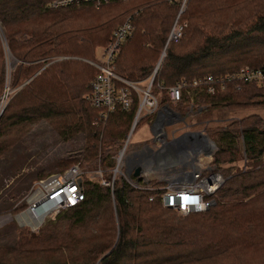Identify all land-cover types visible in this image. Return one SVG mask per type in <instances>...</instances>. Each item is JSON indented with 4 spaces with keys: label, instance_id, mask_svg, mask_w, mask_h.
Returning <instances> with one entry per match:
<instances>
[{
    "label": "trees",
    "instance_id": "16d2710c",
    "mask_svg": "<svg viewBox=\"0 0 264 264\" xmlns=\"http://www.w3.org/2000/svg\"><path fill=\"white\" fill-rule=\"evenodd\" d=\"M50 1L0 0V91L3 45L27 61L13 72L12 85L21 86L0 114V155L36 127L64 139L82 133L84 143L79 153L59 155L49 164L54 152L36 142L37 152L45 153L26 156L35 158L37 166L11 189L22 193L21 202L9 207V201L0 213L26 207L22 198L33 182L53 172L46 166L55 164L59 171L74 161L113 165L116 153L107 163V150L129 131L137 100L129 110L101 118L99 108L84 96L97 68L79 57L93 54L94 59L95 47L109 41L112 27L127 14H133L134 29L115 55L116 72L132 80L148 76L160 54L152 83L155 92H165L160 102L170 103L166 88L182 79L234 73L243 65L264 67V0H187L179 18L185 23L182 34L167 43L178 0H110L97 7L85 2L52 7ZM194 91L205 115L212 108L264 103V81L228 80L213 93ZM189 99L176 103L180 115ZM41 120L51 127L42 129ZM206 132L218 146L211 164L224 177L207 197V207L181 213L162 204L161 188L131 186L118 178L110 189L98 178L82 177L83 199L41 224L35 235L20 227L13 247L0 246V264H27L30 254L49 251L67 256L34 258L29 264H264V118L253 113ZM224 136L234 140L224 141ZM239 158L244 165H223Z\"/></svg>",
    "mask_w": 264,
    "mask_h": 264
},
{
    "label": "built area",
    "instance_id": "2783aa9c",
    "mask_svg": "<svg viewBox=\"0 0 264 264\" xmlns=\"http://www.w3.org/2000/svg\"><path fill=\"white\" fill-rule=\"evenodd\" d=\"M110 0H52L50 5L66 6L79 3H91L100 6ZM179 6L172 25L168 31L166 43L180 38L184 22L180 21V15L185 8L187 0H178ZM134 29L132 21L128 18L118 24L112 31L109 41L103 46L101 55L88 60L97 67L93 78L89 82V90L85 93L87 100L99 108L101 118H106L110 112L117 109L129 110L137 96V106L133 121L125 139L114 155L113 165L106 176L102 169L98 170L101 184L113 189L115 180L124 179L129 185L136 187L161 188V202L164 206L174 207L181 213H186L194 206L207 207L210 201L207 197L213 194L223 182L222 173L210 164L204 165L203 149L206 145L199 139L188 137L184 141L178 140L173 147L167 148L169 140L165 128L166 121L174 117L175 111L169 105L161 103L152 91V83L158 64L152 72L143 80H132L116 72L114 58L118 48L126 37L130 36ZM164 51L161 52L163 55ZM228 80H240L241 82L264 81V67L241 66L234 73L220 75L207 74L196 77L188 82L182 79L175 84L167 86L169 101L176 103L184 97L183 92L193 88H201L208 93L216 91L217 86L223 87ZM147 81V82H146ZM144 82V83H143ZM189 106L193 101L189 96ZM156 113V114H155ZM155 114L151 121L154 130L153 137L148 141L140 142L129 149L130 137L137 121L144 116ZM168 162L170 169L165 177L166 183L152 186L148 181L137 178L146 174L145 169L149 162ZM139 169L138 174L134 170ZM82 172L79 163H73L66 169L50 172L33 182L24 196L26 207L23 209L27 217L26 222L34 229L45 221L46 218H54L63 208L75 205L84 197ZM140 179L134 181L133 177ZM82 182V181H81ZM150 183V184H149ZM152 195L149 196L152 199Z\"/></svg>",
    "mask_w": 264,
    "mask_h": 264
},
{
    "label": "rangeland",
    "instance_id": "374dc122",
    "mask_svg": "<svg viewBox=\"0 0 264 264\" xmlns=\"http://www.w3.org/2000/svg\"><path fill=\"white\" fill-rule=\"evenodd\" d=\"M104 4H106V3H104ZM185 6H186V4H185ZM177 10L173 9V14L175 12L177 13ZM134 14L137 15V12H135ZM131 16H133L132 13L127 14L123 20L116 22L115 25L112 27L110 33H112V31L115 29V27L118 24L124 22L126 19L129 18L131 20ZM2 33H3V28L0 24V35H1V37L3 35ZM103 46H104V43L102 45L99 44L95 47V50H94L95 57L98 55H101ZM3 47H4V53H5V58H4V61H5V69H4L5 79H4V82L2 83V87H1V91H0V112L3 111L4 106L7 103V99L11 95H13L15 93V91L21 86L20 82H17L15 85L14 84L12 85L11 76H12L13 72L15 71V69H17V67H20V65L27 64V61L19 59L18 57L11 54L9 52L6 44H4ZM161 51H164V53H165V47H162L160 49V52ZM75 56L78 57L80 55L75 54ZM92 56H93V54H92ZM92 56H88V57L83 56V57H79V58H81L86 63H88V67L91 68V65H89L90 63L88 62V60L92 59L91 58ZM62 57H64V56H62ZM55 58L57 59V57H55ZM160 58H161L160 54L155 57L154 67L157 65L158 60ZM154 67H153V69H154ZM144 78H146V76L139 78V79H136V80H143ZM89 81H91V80H88V88H89ZM165 86H167V85H165ZM88 88H87V90H88ZM87 90H86V92H87ZM152 91L158 97L159 100L161 99V96L163 95V93H165V92H161V91L155 92V90L153 88H152ZM196 92L197 91L192 92V89H191L190 93H188L187 91H184L183 95H184V97H188L191 94H196ZM85 93H84V95H85ZM134 100H135V98H134ZM192 100H193V102H191L192 105L189 106V108L184 107V109H186V112L184 114H181V115L179 113V110L177 109L176 103H178V102L172 103L173 107L175 109H177L179 114L172 117L169 120L170 124L166 125V127H165L169 135H170V132L171 133L174 132L175 134H181L185 131H196V130L204 131L205 133H207L206 128L210 129V128L219 127L225 123H229L230 121H232L233 118L234 119H240L242 117H245V116L253 114V113L258 114L264 118V103L263 104H257V105H251V106H247V107H239L236 109H226V108H219V107L212 108V109H209L207 112V115H205L203 112L205 109H203V111H202L203 114L200 112L202 106L198 100H195V96ZM184 103H186L185 104L186 106L188 105V102H186V100L184 101ZM117 110L118 111H127V110H121V109H117ZM41 121L43 122L44 120H41ZM41 121H39L38 124H40ZM150 123L151 122H150V119L148 120V116H144L137 121L135 127L133 128L132 135L130 137V143L131 144H129V149H133V147L140 142L150 140V138L153 136V132H152L151 127H150ZM36 125L37 124L34 125V128L36 127ZM48 126L51 127L49 124L47 125V123L44 121L41 127H42V129H44L45 127L48 128ZM36 130H37V127L35 129L31 130L22 139L18 140L13 145H11L9 148H7L2 153V155H0V209L3 205L7 206V203L9 201L12 202L11 206H9V207H14L19 202H21V200L18 202V199L20 198L22 193H18L19 190L12 191L11 189L16 184H22L25 180L23 177L26 176L27 173L31 169H33L34 167L37 166L35 158H31V157L29 159L26 158V156H29L30 152H33V151H36L33 153H35L36 154L35 156H37V153H38L37 150H39V147H37L35 145L36 142H39L40 146L43 147V149L46 148V149H49V150L54 152L53 158L48 162L49 164H52L54 162V159H56L59 155H62V156L63 155H74L76 153H79L81 151V148L83 147L84 139L82 138V136H83L82 133H78L77 135L75 134V135L71 136V138L69 137L68 139H64V136L59 135V134L56 135L51 130H49L48 132H46L44 130H37V131ZM52 130H54V129L52 128ZM125 137H126V134L123 137L119 138L118 144L116 143V144H113L109 147V149L107 150V153H108L107 163L112 162L111 159H112L113 155L118 150V147L121 146V143L125 139ZM222 138L224 141H227V142L234 140V138L232 136H224ZM211 139L214 140L213 138H211ZM214 142H215V140H214ZM217 147L218 146L215 142V145H213L211 147V149L212 148L217 149ZM40 151L41 152L38 153V157L42 156L45 153V150H40ZM50 155L52 156V152ZM38 157H37V159H38ZM202 158L203 159H201V160H202L204 165L210 163V161H211V156H209V155H207L206 157H202ZM42 159H43V157H42ZM39 161H40V159H39ZM212 161H213V159H212ZM73 163H79L81 170H83V172H82L83 178L89 177V178L94 179V180H97V178L99 179L98 170L101 168L103 169L102 170L103 174L107 175L109 172V168L106 166H102L103 164H97L95 166H93L92 164H88V165L85 164L84 166H82L80 161L79 162L74 161V162H72V164ZM231 164L241 166V165H244V160L242 158H239V159H236L232 162L224 163L223 165H231ZM70 165H68V166H70ZM40 166L44 167V165H40ZM68 166L64 167L63 169H66ZM44 169H46V171H48V172L49 171L54 172V170L57 168H56V165L54 164L51 166H46V167H44ZM35 174H36V172H34V175ZM162 175H163L162 172H160V173L148 172L147 174H145L143 176L142 175L138 176L137 178H141V180H144L145 182L149 180L148 182H150V183H152V181H164L166 183L165 178L160 179V176H162ZM31 176H33V175H31ZM133 180L137 181V179L135 177H133ZM19 181H21L22 183H18ZM22 199L24 200V197ZM9 207H6V208H9ZM64 209L65 208L61 209L59 211V213ZM7 213H9L11 217H10V219L7 218V220L4 221V218L8 215H2V214H7ZM176 214L180 215L181 213L176 212ZM25 217H27L25 210H21V211L19 210L17 212H11V213L9 211L0 213V220H3L2 222H0V246L10 245L11 247H13L15 245V240L17 238V233H18L20 227L22 230H24V232L27 235H32V234L35 235L36 233H38V229H34L33 226H31L29 223H27L26 222L27 219ZM56 217H57V215L54 218H46L44 222L55 220ZM22 225H26L27 227L22 226ZM36 254L37 255L32 253L29 255V257H26L24 260V263L29 264L32 261H34V258L44 260V258H57L58 257L59 260H61V259H64L65 256H67L66 252H62V254H61L58 251H49V252H44V253L36 252ZM43 254H45V255H43Z\"/></svg>",
    "mask_w": 264,
    "mask_h": 264
},
{
    "label": "crops",
    "instance_id": "0c3cea01",
    "mask_svg": "<svg viewBox=\"0 0 264 264\" xmlns=\"http://www.w3.org/2000/svg\"><path fill=\"white\" fill-rule=\"evenodd\" d=\"M193 102V101H192ZM161 103H164V104H167V105H169L170 106V108H172L174 111H175V115L174 116H176L177 114H179L178 113V111L173 107V105H172V103L170 102H161ZM189 103V102H188ZM188 106V108H189V104L187 105ZM191 106V105H190ZM156 114V113H155ZM155 114H152V115H149L148 116V120L150 119V122L155 118ZM171 119V118H170ZM169 119V120H170ZM169 120L168 121H166V125H169L170 124V122H169ZM150 127H151V130H152V132H153V130H154V127H153V125H152V123H150ZM166 127V126H165ZM154 133V132H153ZM169 135V134H168ZM179 134H175L174 132L173 133H171L170 132V138H172V137H175V136H178ZM153 137V136H152ZM151 137V138H152ZM188 137H191V136H183L182 138H180L179 140H181L182 139V141H184L186 138H188ZM200 140V142L202 143V144H204V145H206V149L204 148L203 149V157H206L207 155H209V156H211V159H212V154L214 153V151L216 150V149H214V148H212L211 149V145H215V144H213L212 142H207V141H205V140H202V139H199ZM214 141V140H213ZM208 164H210L211 166H212V164H211V161H210V163H208ZM171 167H170V164L168 163V162H149L148 163V166L146 167V169H145V172H146V174L148 173V172H153V173H160V172H162L163 173V175L162 176H160V179L161 178H164L165 176L164 175H166L167 174V172L169 171V169H170ZM135 171V170H134ZM138 174V173H137ZM136 175V174H135ZM163 182V181H162ZM7 214H9V213H7ZM2 215H6V214H2ZM7 218V217H6ZM5 218V219H6ZM10 219V218H9ZM7 220V219H6ZM5 220V221H6Z\"/></svg>",
    "mask_w": 264,
    "mask_h": 264
},
{
    "label": "water",
    "instance_id": "95a60500",
    "mask_svg": "<svg viewBox=\"0 0 264 264\" xmlns=\"http://www.w3.org/2000/svg\"><path fill=\"white\" fill-rule=\"evenodd\" d=\"M2 111V110H1ZM1 114V112H0ZM191 136V138L195 139H202V140H205L207 142H212L213 144H215V142L208 136L207 133H205L204 131H199V130H196V131H185L181 134H179L178 136H175L173 137L172 139L169 140V144L167 146L168 149H170L171 147H173V145L180 139L182 138L183 136ZM139 172V169L137 168L135 171H134V174H137ZM79 183H81V179L79 178ZM8 216H6L7 218H10V214H6ZM5 217V218H6ZM4 218V221L7 219ZM3 220H0V222H2Z\"/></svg>",
    "mask_w": 264,
    "mask_h": 264
},
{
    "label": "bare ground",
    "instance_id": "6f19581e",
    "mask_svg": "<svg viewBox=\"0 0 264 264\" xmlns=\"http://www.w3.org/2000/svg\"><path fill=\"white\" fill-rule=\"evenodd\" d=\"M211 146H213V145H211Z\"/></svg>",
    "mask_w": 264,
    "mask_h": 264
}]
</instances>
